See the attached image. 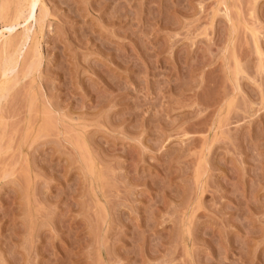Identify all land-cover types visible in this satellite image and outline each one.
Returning a JSON list of instances; mask_svg holds the SVG:
<instances>
[{
	"label": "rangeland",
	"instance_id": "rangeland-1",
	"mask_svg": "<svg viewBox=\"0 0 264 264\" xmlns=\"http://www.w3.org/2000/svg\"><path fill=\"white\" fill-rule=\"evenodd\" d=\"M0 7V264H264V0Z\"/></svg>",
	"mask_w": 264,
	"mask_h": 264
},
{
	"label": "bare ground",
	"instance_id": "bare-ground-1",
	"mask_svg": "<svg viewBox=\"0 0 264 264\" xmlns=\"http://www.w3.org/2000/svg\"><path fill=\"white\" fill-rule=\"evenodd\" d=\"M24 2V1H23ZM25 2H26V7H27V17H23L24 18V21H27L28 22V20H29V18H31L32 19V15H33V13H34V10H35V8L37 7V5H38V3H39V0H25ZM18 4V3H17ZM19 5V4H18ZM26 7H25V9H26ZM1 8V7H0ZM23 9V8H22ZM18 10V9H17ZM0 11H1V9H0ZM23 11V10H22ZM19 12H20V15L19 16H22V13H21V11L19 10ZM0 14H1V12H0ZM17 15V16H18ZM18 16V17H19ZM19 18H22V17H19ZM18 22V21H17ZM12 24V23H11ZM13 25V24H12ZM13 27V26H12ZM11 27V28H12ZM16 28V27H15ZM14 29V28H13ZM27 30V29H26ZM27 31H29V30H27ZM26 32V31H25ZM1 34V33H0ZM2 35H3V33H2ZM26 36H28V35H26ZM25 36V37H26ZM3 37V36H2ZM27 40V39H26ZM11 44V43H10ZM7 43H5V45H4V47H3V51H4V53H5V56L4 57H2L1 55L3 54L2 52V54L0 53V56H1V58L0 59H2L3 58V65H2V71H1V75L0 76H2L3 78H4V80H6V78H7V81H8V83L10 82L9 80H8V73H12V71L11 70H13V68H15V66H16V63H17V59H18V53H17V51L16 52H14V53H12L11 55H8L7 54ZM22 46H24V45H22ZM21 46V47H22ZM8 48H9V46H8ZM10 48H11V46H10ZM11 53V52H10ZM0 63H2L1 62V60H0ZM1 65V64H0ZM9 71H11V72H9ZM13 79H14V77H12ZM7 81H4V82H7ZM13 82V81H12ZM8 83H3V85H5V84H8ZM11 84V83H10ZM0 85H2V84H0ZM6 86V85H5ZM0 88H5V87H3V86H0ZM6 89V88H5ZM3 89H0V91H2ZM7 90V89H6ZM5 92H7V91H5ZM0 93H2V94H4V92H0ZM1 94V96H0V98L3 96ZM1 100V99H0ZM3 100V99H2Z\"/></svg>",
	"mask_w": 264,
	"mask_h": 264
}]
</instances>
